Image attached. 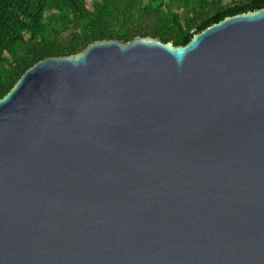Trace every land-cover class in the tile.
<instances>
[{"label":"water","instance_id":"95a60500","mask_svg":"<svg viewBox=\"0 0 264 264\" xmlns=\"http://www.w3.org/2000/svg\"><path fill=\"white\" fill-rule=\"evenodd\" d=\"M0 264H264V0L183 46L25 70L0 99Z\"/></svg>","mask_w":264,"mask_h":264},{"label":"trees","instance_id":"16d2710c","mask_svg":"<svg viewBox=\"0 0 264 264\" xmlns=\"http://www.w3.org/2000/svg\"><path fill=\"white\" fill-rule=\"evenodd\" d=\"M254 0H0V99L47 57L107 39L185 45L212 16Z\"/></svg>","mask_w":264,"mask_h":264}]
</instances>
